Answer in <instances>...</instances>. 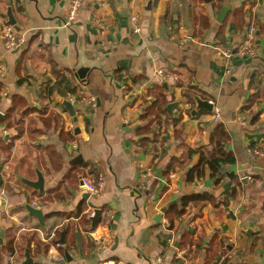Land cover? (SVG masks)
Instances as JSON below:
<instances>
[{"label":"crops","instance_id":"crops-1","mask_svg":"<svg viewBox=\"0 0 264 264\" xmlns=\"http://www.w3.org/2000/svg\"><path fill=\"white\" fill-rule=\"evenodd\" d=\"M70 1L0 0V34L10 8L22 39L0 36V264H264V0H84L65 26ZM80 89L94 107L68 101ZM218 125L234 163L187 181ZM37 174L42 193L24 183ZM97 174L91 196L81 178ZM193 193L208 198L175 214Z\"/></svg>","mask_w":264,"mask_h":264},{"label":"built area","instance_id":"built-area-1","mask_svg":"<svg viewBox=\"0 0 264 264\" xmlns=\"http://www.w3.org/2000/svg\"><path fill=\"white\" fill-rule=\"evenodd\" d=\"M84 0H71L70 5L68 7L67 13H66V20L64 22V25H70L73 23V21L76 18V14L78 10L83 5ZM132 20H135V17H132ZM137 31L138 28H135ZM2 40H3V46L8 51H13L19 48L21 45L22 39L19 37L17 32L15 31L14 27L10 24H4L1 29L0 34ZM254 38H255V28L252 24H247L245 26V29L243 31V35L240 39V41L237 44V54L243 57H253L255 54V44H254ZM210 47L212 50L217 54L218 56H230L232 54L231 48L229 47H223L218 43L210 44ZM157 75L161 77L163 80L167 81L169 79V75L166 74V71L158 70ZM72 105L76 103L85 102L90 107L95 106V98L92 96L87 97L82 89L78 90L77 96L70 97L68 100ZM219 115L216 112L214 115V121L218 122ZM71 128V127H70ZM146 174H150L148 171ZM104 184V177L101 174H97L92 179L88 177L81 178V188L87 192L91 196H98L99 193L102 190ZM31 206L37 207L36 203H31ZM93 214L91 213V216ZM53 233H50L47 237L45 236V241L52 239ZM58 261H63V258H58Z\"/></svg>","mask_w":264,"mask_h":264},{"label":"trees","instance_id":"trees-1","mask_svg":"<svg viewBox=\"0 0 264 264\" xmlns=\"http://www.w3.org/2000/svg\"><path fill=\"white\" fill-rule=\"evenodd\" d=\"M157 102L159 103L158 107L162 109L166 101L164 98H161L157 100ZM228 139L229 135L224 126H216L210 134L209 146L211 147V150H207L206 157L204 153H200L199 163L189 169V171L186 173V180L193 181L194 177H201L206 166L211 170V176H214L219 170L220 165L233 164L235 161L233 154L223 147V144L227 142ZM206 198L208 197L205 193H193L191 195L184 196L181 198V202L179 204L180 208L178 211L175 208H172L167 213H171V211L176 210L175 214L181 215L188 203L192 202L193 204H197ZM169 220L172 221V218L169 217ZM48 235L49 234H46L45 236L47 237Z\"/></svg>","mask_w":264,"mask_h":264},{"label":"water","instance_id":"water-1","mask_svg":"<svg viewBox=\"0 0 264 264\" xmlns=\"http://www.w3.org/2000/svg\"><path fill=\"white\" fill-rule=\"evenodd\" d=\"M205 1L208 2L209 0H205ZM229 8H230V5L227 4V5H223L219 9L218 14H217V21L222 22L224 20L225 14H226V12L228 11ZM6 16L8 18L7 24H10V25L13 26L15 24V21L13 19L12 14H11L10 8L7 9ZM86 72H87V68L86 67H80L76 71V75L80 79H84ZM194 99L196 101V107L197 108H203V109L208 110V111H211L212 110V104L209 101L200 99L197 96ZM63 105L69 111V113L71 115H74V108L72 107V105L68 101H63ZM175 106H176V103L175 102L170 103V104L167 105L166 110L169 113H171V109H173ZM193 112H194V110L192 111V113ZM0 116H1V114H0ZM43 182H44V180H43L42 175L41 174H37L36 181H25L24 183H26L27 185H29V186L33 187L34 189L38 190L40 193H42L43 192ZM178 201H179V198H175V199H173L171 201H168L164 205H162L160 207V209H159L160 212H161V214L166 213V211L172 205L177 204ZM25 208H26L27 213H28L29 216L35 217L36 219H38V221L40 222V224L43 225L42 213H41V210L39 208L34 207V206H31V205H26ZM98 214H99V211L98 210H95L93 216L91 217L92 225L95 223V220H96ZM159 217L160 216H158V218ZM1 235H2V233H0V242H1ZM65 254L67 255V252H65ZM26 257H28V254H26ZM67 259L70 261V257H67Z\"/></svg>","mask_w":264,"mask_h":264}]
</instances>
